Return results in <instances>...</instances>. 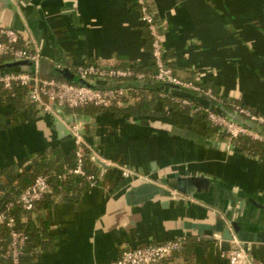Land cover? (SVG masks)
<instances>
[{"label":"crops","instance_id":"obj_1","mask_svg":"<svg viewBox=\"0 0 264 264\" xmlns=\"http://www.w3.org/2000/svg\"><path fill=\"white\" fill-rule=\"evenodd\" d=\"M153 1L166 25L162 43L176 74L264 112V0ZM0 18L26 29L28 38L40 45L44 76L61 78L49 71L66 63L71 69L87 62L141 69L153 65L135 0H0ZM170 89L171 97L220 110L190 89ZM63 111L67 118L75 117L94 152L114 165L103 171L99 183L82 189L79 201L57 200L50 208L19 215L22 222L34 223L40 216L49 234L23 264H107L128 247L177 236L187 237L186 246L161 264H231L223 255L232 246L230 240L220 247L218 237L198 235L184 223L211 222V211L224 216L221 207L232 193L237 194V207L241 198L248 199L238 218L249 227L264 228V162L235 144L230 151L226 136L210 131L203 113L180 105L169 107L166 115L137 118L92 105ZM54 124L53 114L30 105L26 96L17 105L3 101L0 169L13 166L24 172L39 151L72 149L74 139H61ZM124 167L154 182L174 172L212 181L204 197L177 194L166 206L164 197L126 205L124 194L132 183L123 176ZM248 245L264 264V243Z\"/></svg>","mask_w":264,"mask_h":264},{"label":"built area","instance_id":"obj_2","mask_svg":"<svg viewBox=\"0 0 264 264\" xmlns=\"http://www.w3.org/2000/svg\"><path fill=\"white\" fill-rule=\"evenodd\" d=\"M135 3L140 11L142 22L148 27L153 38L152 58L157 71L151 77L159 82L182 86L195 93H202L211 99L217 100L211 89L204 90L200 83L179 77L174 69L166 63L165 48L162 43V36L166 28L165 23L161 21L163 23L161 32L157 21L158 11L156 6L150 4L148 0H135ZM41 58V47L33 37L24 39L17 30L0 22V62L13 59H29L34 63L31 72L23 70L0 72V85L6 90H12L14 86L28 87V99L57 117L59 115L53 106L54 104L62 110H75L87 105L109 108L116 104L123 105V97L129 96L130 90L137 89L101 90L63 78L44 76L41 74ZM74 72L88 81L103 79L108 83L139 82L145 81L147 78L145 72L138 71L134 67L106 66L97 62L77 64ZM168 88L160 93L162 97L171 95V89ZM173 98L175 101L177 100L182 108L190 107L193 113H203L209 123L226 134L228 145L234 144L233 140L240 135H250L264 140V138L250 131L242 123L234 120L221 110H213L210 105L195 104L188 98H177L175 96ZM231 105V110L264 128V112L256 111L238 102H233ZM65 125L74 139L73 148L77 159L76 167L70 169L69 173L85 175L83 165L87 151L90 152L92 159L101 166L98 178L107 167L114 165L113 161L103 158L87 144L78 122L69 123L65 121ZM123 176L131 178L133 181L149 180L148 175L134 172L126 167L123 169ZM87 178L91 181V185L96 184L97 177L94 174L88 175ZM50 189L48 175L40 174L17 197L0 203V264H23L28 235L25 230L18 227V216L22 212H34L36 204ZM185 239V237L177 236L163 242H150L128 247L124 249L118 258L107 264H161L181 249ZM218 240L221 247L224 239L219 238ZM230 241L232 246L229 250L223 251V255L228 256L231 264H254L248 243L239 240L235 236Z\"/></svg>","mask_w":264,"mask_h":264},{"label":"trees","instance_id":"obj_3","mask_svg":"<svg viewBox=\"0 0 264 264\" xmlns=\"http://www.w3.org/2000/svg\"><path fill=\"white\" fill-rule=\"evenodd\" d=\"M148 1L150 2V4H154L153 0ZM146 28L148 31V36L150 38L152 51L153 38L147 26ZM165 60L166 63L174 69V67L168 61L166 55ZM136 69L138 71H143L146 73V86L136 90H130V95L127 97H123V105L116 104L109 108L103 109H113L118 114H127L130 117L137 118L146 115H166L169 107H176V105H180L177 101L174 100L173 97L169 95L163 97L161 96L160 93L165 89H169L168 87L170 85L159 82L151 77V75H154L157 71V67L154 62L150 69ZM72 70H75V66L72 67ZM200 86L204 90L211 89L220 104L224 105L228 109H232L231 104L233 102H238L242 105H245L238 100L220 97V94L217 91H215L213 88L207 87L202 83H200ZM27 92L28 87L26 86H14L12 90H6L2 85H0V104L3 101H11L17 105V103L22 101L25 96L27 97ZM132 100H134V102H131ZM28 102L30 105H36L29 99ZM183 108L185 110L191 111L190 107ZM213 110L216 109L213 107ZM209 124L210 125L208 126L210 131H212L213 133L218 132L224 137L226 136V134L224 132H221L219 128L213 126L211 123ZM233 143L238 146L243 153L251 156H258L264 162L263 139L255 138L250 135H240L238 138L233 140ZM76 164L77 159L74 148L70 149L69 151H64L59 146H54L36 153L32 161V165L27 171L20 172L13 166L0 169V203L17 197L26 187L31 185L34 182L35 178L40 174L48 175L51 189L36 204L35 210L40 211L42 209L50 208L57 200L69 202L79 201L82 189L86 185H91V181L87 178L88 175L94 174L97 177L96 184L99 183L98 175L101 170V166L94 159H92L89 151H87V154L85 156V163L83 165L85 175H76L69 173L70 169L76 167ZM3 177L6 180L5 183H3L2 181ZM18 227L25 230L26 234L28 235L26 255L31 250L35 251L38 246L44 244L45 237L47 238L49 236L48 223L43 221L40 216H38L37 223H34L30 219L26 222H22L21 218L18 216ZM186 243L187 237L180 250H182L186 246Z\"/></svg>","mask_w":264,"mask_h":264},{"label":"water","instance_id":"obj_4","mask_svg":"<svg viewBox=\"0 0 264 264\" xmlns=\"http://www.w3.org/2000/svg\"><path fill=\"white\" fill-rule=\"evenodd\" d=\"M157 21L162 32L163 23L157 14ZM0 22L4 25L17 30L24 39L28 38V32L26 29H17L11 25L6 24L1 18ZM33 61L29 59H13L8 61L0 62V72L4 69L16 68L23 71L31 72L33 69ZM49 72H53L58 77L63 79L86 85L88 87L96 88V89H119V88H142L146 86V81L139 82H116V83H108V84H96L92 81H88L82 77H80L77 73H75L68 65L65 64L64 67H55L50 68ZM47 74V72H46ZM169 87H175V85L169 84ZM199 97L207 100L211 105L216 106L221 111L225 112L234 120L242 123L247 129L254 132L258 136L264 138V128L252 123L251 121L245 119L241 115L237 114L231 109L226 108L224 105L220 104L214 99H211L205 94L196 93ZM56 111L58 112L59 117L53 114L55 117L54 128L58 131L61 139H66L72 137L70 133H67V127L65 125V121L69 123L75 122V117L71 116L67 118L64 111L56 104L53 105ZM230 149V151H234V145H225ZM104 165V164H103ZM105 166V165H104ZM130 182L131 186L126 190L124 194V202L126 205H134L139 204L145 200H151L156 197H164L163 205L166 206L169 203V199L173 198L177 194H183L187 196H195V197H204V193L207 189V183L211 182L212 179L206 178L203 175H189V174H181L179 172H174L172 174L163 175L160 177L159 182H154L152 180H135L133 181L131 178ZM237 197V194L232 193V195L228 198V202L224 207H221L224 213V216L221 215L217 217L216 211H211L210 215L213 216V221L205 222V221H189L184 223V227L196 234L207 235V236H216L218 238H222L225 240H232L237 237L239 240L251 243V242H263L264 243V228L262 227H249L247 224L243 223L236 214L242 215L244 214V210L247 205V198H241L239 200L240 206H236V202L234 198ZM251 258L254 264H259L257 259L251 254Z\"/></svg>","mask_w":264,"mask_h":264},{"label":"rangeland","instance_id":"obj_5","mask_svg":"<svg viewBox=\"0 0 264 264\" xmlns=\"http://www.w3.org/2000/svg\"><path fill=\"white\" fill-rule=\"evenodd\" d=\"M17 70H19V69L11 68V69H4V70H2L1 72L17 71ZM251 254H252V252H251Z\"/></svg>","mask_w":264,"mask_h":264}]
</instances>
